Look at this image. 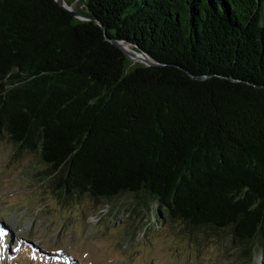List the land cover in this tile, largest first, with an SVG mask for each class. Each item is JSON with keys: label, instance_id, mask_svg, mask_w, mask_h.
<instances>
[{"label": "trees", "instance_id": "obj_1", "mask_svg": "<svg viewBox=\"0 0 264 264\" xmlns=\"http://www.w3.org/2000/svg\"><path fill=\"white\" fill-rule=\"evenodd\" d=\"M86 9L159 65L126 72L103 29L54 0H0V135L38 153L57 196L142 193L183 231L264 254V0Z\"/></svg>", "mask_w": 264, "mask_h": 264}, {"label": "rangeland", "instance_id": "obj_2", "mask_svg": "<svg viewBox=\"0 0 264 264\" xmlns=\"http://www.w3.org/2000/svg\"><path fill=\"white\" fill-rule=\"evenodd\" d=\"M67 2L88 13L86 0ZM142 64L128 57L124 67ZM43 168L36 151L21 149L1 133L0 222L13 227L14 235L8 247V233L0 232L3 264H264L258 244L248 258L230 242L228 230L183 231L184 224L158 216L156 203L142 193L57 196L38 174ZM16 238L23 251L17 255Z\"/></svg>", "mask_w": 264, "mask_h": 264}, {"label": "water", "instance_id": "obj_3", "mask_svg": "<svg viewBox=\"0 0 264 264\" xmlns=\"http://www.w3.org/2000/svg\"><path fill=\"white\" fill-rule=\"evenodd\" d=\"M60 7H62L63 9H65L67 11V13H69L72 17H73V22H80V21H94L95 23H97L102 29H103V33H104V38L105 40H107L110 44H113L115 47H117L122 56L126 59V58H132V56L130 55V52L128 50H126L122 43L125 44H129L132 45L133 47H135L137 49V53L142 54L143 56H145V61L143 62L142 65L139 66H135V67H147V66H153V65H159L158 62L154 61L152 58H150L141 48H139L138 46H136L135 44L125 41V40H119V39H114V38H110L106 35L105 30H104V26L101 22H99L95 16H93L90 13H85V12H81L80 10L76 9L75 7H73L70 3L67 2V0H54ZM133 67V68H135ZM132 68V69H133ZM131 70V69H130ZM128 70V71H130ZM126 71V70H125ZM126 71V72H128ZM186 72L193 78L196 79H201L202 76L201 75H192L189 73V71L186 70ZM231 80H234V78L229 77Z\"/></svg>", "mask_w": 264, "mask_h": 264}, {"label": "bare ground", "instance_id": "obj_4", "mask_svg": "<svg viewBox=\"0 0 264 264\" xmlns=\"http://www.w3.org/2000/svg\"><path fill=\"white\" fill-rule=\"evenodd\" d=\"M73 6V5H72ZM123 47L130 52V55L132 56V59L138 62H144L145 61V56H143L140 53H137L130 47L128 44L122 43Z\"/></svg>", "mask_w": 264, "mask_h": 264}]
</instances>
